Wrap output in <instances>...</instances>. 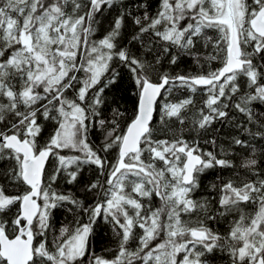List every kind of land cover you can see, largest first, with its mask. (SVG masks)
<instances>
[{"label":"snow or ice","instance_id":"snow-or-ice-1","mask_svg":"<svg viewBox=\"0 0 264 264\" xmlns=\"http://www.w3.org/2000/svg\"><path fill=\"white\" fill-rule=\"evenodd\" d=\"M117 7L95 39L99 17ZM131 8L0 0V264H212L217 253L227 264H264V0H156L154 10L152 0H132ZM185 58L199 71L165 67ZM120 68L137 96L129 120L119 108L103 114ZM184 89L192 95L160 104L155 126L158 99ZM226 126L235 133L227 147L212 135ZM88 168L94 178L82 187L92 203L54 190L61 179L80 183ZM212 169L232 175L203 194ZM65 203L87 222L55 228ZM98 221L114 234L107 255L92 246ZM221 221L224 232L212 226Z\"/></svg>","mask_w":264,"mask_h":264},{"label":"trees","instance_id":"trees-1","mask_svg":"<svg viewBox=\"0 0 264 264\" xmlns=\"http://www.w3.org/2000/svg\"><path fill=\"white\" fill-rule=\"evenodd\" d=\"M131 2L132 0H124L125 4H129L131 8ZM156 7V0H152V8L153 10ZM132 11H136L135 8H131ZM118 14V7L114 8L112 10H105L103 15L99 17V23L97 25V35L95 39L102 38L104 34H106V30L110 28V25L115 18V16ZM138 14V13H137ZM133 32V26L130 21H128L126 27L123 29L122 32V40L121 44L126 45L127 41L131 38V34ZM133 51H138V46L132 45L131 46ZM219 62H213L212 67H219ZM165 67L171 71V72H180L184 74H195L197 71H199V68L197 65L191 62L190 59L185 58L183 59L178 65L169 67L165 63ZM119 71L121 72L120 79L117 80V82L113 85H110L106 91H105V105L103 106V114L105 116L111 117L112 113L109 110L110 108H119L120 111L124 112V118L123 120H129L134 112L135 104L137 102V96L135 92V88L132 85L130 75L127 72L126 68H120ZM192 95L189 93L186 89L184 90H174L171 95L160 98L157 106V110L155 112L154 116V125L159 126V105L164 102H177L178 100H182L186 98L187 96ZM203 96L202 92H198L193 96V99L199 104L201 101V98ZM259 111V110H258ZM122 120V124H123ZM219 127V125H217ZM232 134H235L233 130L230 127H223L221 128V131L219 133L213 132L212 135H218L219 140L218 144H223L225 147H227V142L230 139V136ZM187 133H185V136L187 137ZM160 138H164L161 136ZM90 139L94 144H98L101 142L102 136L99 131H94ZM201 147L204 150H216L211 145H205L203 141H200ZM236 155L237 159L234 160V163L240 164L242 162L243 153L239 151V149H236ZM111 158V157H110ZM51 168V165H49V169ZM220 175L224 179H228L232 175V170H220V169H212L208 170L207 173H205L202 176V193L206 194L208 187L211 185V183L216 179V177ZM94 178V169L88 168L82 176L79 178L80 183H76L73 185H68L66 183V180H58V183L56 185H53L54 190H56L59 193L68 194L76 196L82 200H84L86 203H92V197L90 195H86L83 191L82 185L87 183L90 179ZM198 196L201 195V193L197 194ZM159 201L154 200L153 206H158ZM70 205L65 203L59 211L54 216V224L53 226L55 228H59L60 225L67 224L69 226H72V223L75 219H82L83 222H87L88 218L87 216L79 217L74 212H69L68 208ZM217 231L224 232V230L228 227L226 223L221 221L219 225H212ZM92 246L97 254L100 255H107L109 252H112L115 250V244H114V234L111 231L110 225L103 221H98L96 225H94V235L91 238ZM220 253L216 254V258L212 261V264H227L226 259L221 258Z\"/></svg>","mask_w":264,"mask_h":264},{"label":"water","instance_id":"water-1","mask_svg":"<svg viewBox=\"0 0 264 264\" xmlns=\"http://www.w3.org/2000/svg\"><path fill=\"white\" fill-rule=\"evenodd\" d=\"M159 100H160V99H158V102H159ZM158 102H157V104H158ZM154 116H155V112H154Z\"/></svg>","mask_w":264,"mask_h":264}]
</instances>
